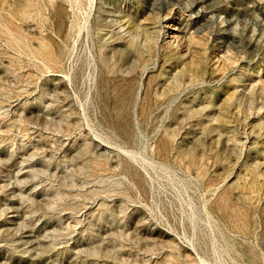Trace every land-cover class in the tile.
Listing matches in <instances>:
<instances>
[{
	"label": "rangeland",
	"instance_id": "obj_1",
	"mask_svg": "<svg viewBox=\"0 0 264 264\" xmlns=\"http://www.w3.org/2000/svg\"><path fill=\"white\" fill-rule=\"evenodd\" d=\"M0 264H264V0H0Z\"/></svg>",
	"mask_w": 264,
	"mask_h": 264
},
{
	"label": "bare ground",
	"instance_id": "obj_2",
	"mask_svg": "<svg viewBox=\"0 0 264 264\" xmlns=\"http://www.w3.org/2000/svg\"><path fill=\"white\" fill-rule=\"evenodd\" d=\"M114 16H115V15H114ZM173 29H175V26H174V28H173ZM164 34H165V33H164ZM160 35H161V34H160ZM170 35H171V34H170ZM170 35H169V36H170ZM174 35H175V34H174ZM165 36H166V35H165ZM165 36H164V38H165ZM171 36H172V35H171ZM169 39H170V38H169ZM160 40H161V39H160Z\"/></svg>",
	"mask_w": 264,
	"mask_h": 264
}]
</instances>
